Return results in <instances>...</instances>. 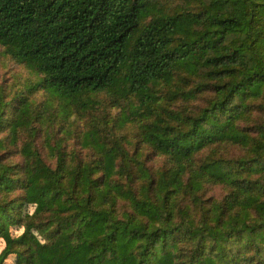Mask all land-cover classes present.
<instances>
[{"label":"trees","instance_id":"16d2710c","mask_svg":"<svg viewBox=\"0 0 264 264\" xmlns=\"http://www.w3.org/2000/svg\"><path fill=\"white\" fill-rule=\"evenodd\" d=\"M0 45V264H264V0H0Z\"/></svg>","mask_w":264,"mask_h":264},{"label":"rangeland","instance_id":"374dc122","mask_svg":"<svg viewBox=\"0 0 264 264\" xmlns=\"http://www.w3.org/2000/svg\"><path fill=\"white\" fill-rule=\"evenodd\" d=\"M169 3H175L178 0H167ZM36 74L30 70L26 65L17 62L16 60L12 59L9 55H6L4 52V47L0 45V85L5 87L6 92L11 96L14 95V91L25 90L33 86L37 81ZM98 96L99 102L95 103V107L91 110V114H86L88 117L97 116V119L103 118L106 115H110V117L115 116L119 113V108L117 107H109L111 104V97L108 93H100L95 96ZM31 98L35 99L37 102H44L46 98V93L44 90L40 89L38 91L33 90L31 94ZM58 106V104H57ZM79 108L78 106H74L72 104V117L77 118L78 112L76 109ZM90 112V111H89ZM85 118L79 117L78 118V126H83L85 124ZM133 130V128L129 129ZM69 146H73V140L71 139L68 143ZM87 152L86 150H84ZM20 157L17 156L15 160H19ZM162 160V159H161ZM224 194V190L219 186L210 187L208 190V195H212L215 197H222ZM32 206H29L25 211H31ZM3 247V243H0V249ZM7 264H13V261L10 259L8 260Z\"/></svg>","mask_w":264,"mask_h":264}]
</instances>
